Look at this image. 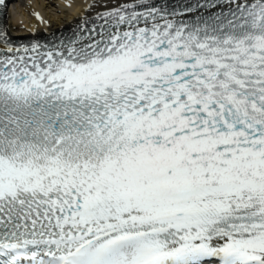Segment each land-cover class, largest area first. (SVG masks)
I'll list each match as a JSON object with an SVG mask.
<instances>
[{"label":"snow or ice","instance_id":"obj_1","mask_svg":"<svg viewBox=\"0 0 264 264\" xmlns=\"http://www.w3.org/2000/svg\"><path fill=\"white\" fill-rule=\"evenodd\" d=\"M181 7L0 27V264H264V0Z\"/></svg>","mask_w":264,"mask_h":264},{"label":"bare ground","instance_id":"obj_2","mask_svg":"<svg viewBox=\"0 0 264 264\" xmlns=\"http://www.w3.org/2000/svg\"><path fill=\"white\" fill-rule=\"evenodd\" d=\"M94 2L95 0H31V15L9 14L10 19L6 24L10 34L27 31H37L43 34L48 30L71 25L95 14L97 9L89 8V5ZM21 8L24 9V7ZM37 12L40 13L42 19L37 17Z\"/></svg>","mask_w":264,"mask_h":264}]
</instances>
